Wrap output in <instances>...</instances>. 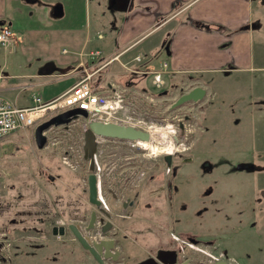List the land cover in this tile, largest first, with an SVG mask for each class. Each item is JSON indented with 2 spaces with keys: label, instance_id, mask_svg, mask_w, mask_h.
I'll return each mask as SVG.
<instances>
[{
  "label": "rangeland",
  "instance_id": "rangeland-1",
  "mask_svg": "<svg viewBox=\"0 0 264 264\" xmlns=\"http://www.w3.org/2000/svg\"><path fill=\"white\" fill-rule=\"evenodd\" d=\"M93 1L92 15H98L104 24L99 26L114 24L113 12L107 7L111 0ZM262 14L263 21L264 11ZM102 30L98 38L105 37L107 30ZM10 47L0 45V73L14 70V48ZM125 59L130 69L141 61L132 54ZM260 59L264 60V55ZM255 70L178 72L177 78L167 77L162 85H155L153 72L147 73V83L135 72L141 69L128 73L133 85H122L131 90L127 97L144 92L134 94L140 96L142 112L153 126L161 127L153 130H173L162 135L171 147L164 154L174 153L168 164L162 153H150L149 147L154 146L150 143L113 149L119 153L126 150L130 160L125 184L110 180L102 185L108 206L103 207L111 214L113 225L116 223L107 233L119 237L116 246L121 252L119 263L108 264L155 260L164 264L158 256L181 248L189 237L201 242L195 249L184 247L193 264H208L214 257L227 259L229 264H264V69L259 66ZM101 72L90 77V82H101L102 90L109 91ZM196 85L206 88L203 98L172 106L178 96ZM85 119L80 116L67 131L64 124H54L46 130L49 141L43 147L36 143L33 126L0 140V241L9 244L12 253L15 247L24 248L22 262L32 258L26 257L31 251L42 264H49L53 250L69 248L49 240H59L62 235L50 236L42 230L50 231L79 213L89 238L90 234L107 238L106 233H100L99 220L94 231L84 227L90 211L96 209L88 198L87 170L84 165L74 168L62 161L65 147L78 144L84 136ZM109 189L115 191L116 198ZM124 200L129 201L128 206L122 205ZM98 214V218L104 217ZM166 236L177 242L171 246L163 243ZM80 252L86 257L80 248L74 255Z\"/></svg>",
  "mask_w": 264,
  "mask_h": 264
},
{
  "label": "crops",
  "instance_id": "crops-1",
  "mask_svg": "<svg viewBox=\"0 0 264 264\" xmlns=\"http://www.w3.org/2000/svg\"><path fill=\"white\" fill-rule=\"evenodd\" d=\"M93 2L0 0V28L9 26L14 35L4 45L14 48V70L0 73L1 94L27 106L33 104L34 95L52 99L88 72L92 79L101 71L109 90L112 84L130 87L133 84L127 77L133 68L141 69L135 72L147 83L150 71L163 68L164 62L163 69L169 72L163 75L165 80L177 78L178 72L264 69V63L259 64L264 62L260 59L264 55V0H111L107 7L114 24L104 26V38L97 37L104 29L99 25L104 24L92 15ZM138 53L142 59L130 69L125 56L132 54L135 59ZM92 84L108 92L102 90L101 82ZM52 228L42 231L51 236ZM166 238L163 243H175ZM59 250L52 251L49 264H80L67 249ZM19 263L42 264L38 257ZM81 264L97 263L88 256Z\"/></svg>",
  "mask_w": 264,
  "mask_h": 264
},
{
  "label": "built area",
  "instance_id": "built-area-1",
  "mask_svg": "<svg viewBox=\"0 0 264 264\" xmlns=\"http://www.w3.org/2000/svg\"><path fill=\"white\" fill-rule=\"evenodd\" d=\"M13 37V32L9 26H3L0 28L1 44L7 45L11 43ZM96 53H100V50H97ZM135 58L140 60L142 59V55L138 53L135 55ZM166 65L167 63L164 62L163 68H165L164 66ZM163 68H157L150 71L153 72V82L155 85H162L166 82L163 75L167 71ZM90 77L91 73L88 72L83 79L52 99L45 100L40 95H34L33 104L27 106L15 104L0 92V140L17 130L29 126L35 127L38 123L49 118L53 114L75 106L85 108L88 111V116L85 117L86 119L83 125V132H85L88 127V122L92 119L133 124L136 127L143 128L150 132L154 123L149 122L146 119L145 114L142 112L140 107L141 104L139 102L140 96L138 94L134 95L135 93L140 92H132V97H127V93L131 91L130 88H127L126 86H116L115 84H112L113 86L108 92H101L90 82ZM140 94H144V92H141ZM80 116L81 115L73 118L67 125H63L64 131H67ZM96 140L97 150L94 153V172L97 177L98 198L103 206L107 208L108 206L106 199L103 196L102 185L110 180L115 182H122V179H124V181L129 180V174L127 172L128 168L126 167L129 166L130 155L126 150L119 153L114 152L113 149H117L120 146L121 149H130L133 145H138L139 140L102 135H97ZM84 142V136L82 135V139L78 144L71 143L66 146L62 155L63 163L74 168L84 165ZM105 144L106 147H104ZM117 170H120L119 174ZM114 172H117L118 175L114 174ZM144 175L145 172H143L142 176L144 177ZM109 192L115 193L113 189H109ZM172 236L176 240H179V237L176 234H173ZM90 238H92L91 240L100 239L97 236H91ZM185 244H188L191 249L197 247L195 246V243H191L190 241H185Z\"/></svg>",
  "mask_w": 264,
  "mask_h": 264
},
{
  "label": "water",
  "instance_id": "water-1",
  "mask_svg": "<svg viewBox=\"0 0 264 264\" xmlns=\"http://www.w3.org/2000/svg\"><path fill=\"white\" fill-rule=\"evenodd\" d=\"M46 69L51 70L53 69V66H46ZM206 92L207 90L204 86L196 85L188 91L183 92L180 96H178V98L172 103V106H177L188 100L197 101L203 98ZM79 115L87 117L88 111L85 108L75 106L73 108H69L64 111L53 114L49 118L38 123L35 127V139L37 145L39 147H43L47 143V136L45 131L52 125H67L73 118L78 117ZM97 135L130 140H149L151 134L148 130L136 127L133 124H124L116 121H102L97 119H92L88 122V127L84 132L85 157L89 159V172L87 176L88 198L89 202L94 205L96 209H93L90 214L86 231L94 230L96 228L97 221L100 219L101 222H104L102 231L106 233L112 228L113 223L110 219L111 214L101 206V201L98 199L97 177L94 172V153L97 149ZM164 158L167 160L168 164H171V153L165 154ZM49 177L51 179L54 178V176L52 175H50ZM98 212L104 214V217L98 218ZM67 228L71 231L73 236L82 245V247L85 250H88L99 264H105V260L107 259L112 260L113 262L119 260L121 252L119 249H117L116 242L114 239L101 238L98 240H90L89 236L84 234L81 231L79 225L75 223H69ZM52 229L55 235H57L58 233L64 235L66 232L65 226L54 225ZM158 259L164 264H172L175 263L177 259V253L176 251L163 252V254L161 253V255L158 256ZM149 264H157V260L150 262ZM181 264H188V261H184ZM214 264L229 263L225 259H220L217 260Z\"/></svg>",
  "mask_w": 264,
  "mask_h": 264
},
{
  "label": "flooded vegetation",
  "instance_id": "flooded-vegetation-1",
  "mask_svg": "<svg viewBox=\"0 0 264 264\" xmlns=\"http://www.w3.org/2000/svg\"><path fill=\"white\" fill-rule=\"evenodd\" d=\"M186 118H188L189 116L188 115H186L185 116ZM167 142V141H166ZM122 182L125 184L126 183V181H124V179H122ZM118 189V188H117ZM119 190V189H118ZM115 198L117 197V194L116 193H114V194H112ZM119 195H120V197H123V193L121 192V193H119ZM122 205L123 206H128L129 205V201L128 200H124L123 202H122ZM111 210H112V208H110ZM115 209V208H114ZM91 212H92V210L90 211V213H89V217H90V214H91ZM79 216H81V213H79L76 217H74L73 219H69V221H67V222H63V221H61L60 222V225H57V226H65L66 227V232H65V234L64 235H62L63 237H61L60 238V241L58 240V241H56L55 239H49L50 241L52 240V241H56V242H62L63 244H67V245H69L70 247L69 248H67V250L69 251L68 253L69 254H72L74 257H76L75 255H74V251L75 250H77L78 251V248H80V250L81 251H83V252H85V255H86V257H83L82 256V254H81V252H80V255L78 254V256L76 257V259H78V263H80L81 264V260H82V258H87L88 256L89 257H91L92 259H93V261H95V263H97V264H99L95 259H94V257L90 254V252L88 251V250H85L83 247H82V245L77 241V239L73 236V234L71 233V231L67 228V226L69 225V223H75V224H78L79 225V227H80V229H81V231L84 233V230H83V227H82V225H81V222L83 221L82 219H81V217H79ZM88 222H89V220L86 222V224L84 225V227H87V225H88ZM113 223V222H112ZM113 228H116V223L112 226V228L111 229H113ZM110 229V230H111ZM95 230V229H94ZM94 230H92V231H94ZM85 234V233H84ZM104 234V232L102 231V235ZM110 233H107L106 232V234H104V236L105 237H107V238H112V239H114L115 240V242H117V243H119V237L117 238V239H115V237L114 236H110L109 235ZM87 235V234H86ZM92 236V234H90V237ZM62 239V240H61ZM49 240H47V241H49ZM174 241L175 242H177L175 239H174ZM188 241H190L191 243H195L196 245H198V244H201V242H200V240H198V239H196V238H193V237H189V240ZM188 241H186V242H188ZM7 245H9V244H7V243H4L3 241H0V264H20L19 262H21L20 261V259H21V255L24 253V248H18V247H15V250L13 251L14 253H12V249H11V246L9 247V246H7ZM117 245V244H116ZM43 246H40V248H42ZM187 249V247L189 248V249H191L189 246H188V244H184V245H181V248H180V246H179V248H177V249H175L174 251H176V253H177V259H176V261H175V263H172V264H181L182 262H184V261H188V264H193V259H192V257L191 256H189V255H185L186 254V252H187V250L185 249V248ZM17 248V249H16ZM64 248V247H63ZM9 252V253H8ZM57 253V252H56ZM79 253V252H78ZM188 253V252H187ZM58 255H59V253H57ZM28 256H30V257H38L37 256V254H36V252H28L27 253V255H26V257H28ZM29 257V258H30ZM180 257H182V260H180ZM120 258L121 257H119V260L118 261H116V263H119L120 262ZM123 258V257H122ZM220 259H223V258H214V260H211V262H208V264H214L217 260H220ZM225 260H227V259H225ZM228 261V260H227ZM110 262H113L112 260H109V259H107V260H105V264H108V263H110ZM115 262V261H114ZM228 263H229V261H228ZM202 264H204V263H202Z\"/></svg>",
  "mask_w": 264,
  "mask_h": 264
},
{
  "label": "bare ground",
  "instance_id": "bare-ground-1",
  "mask_svg": "<svg viewBox=\"0 0 264 264\" xmlns=\"http://www.w3.org/2000/svg\"><path fill=\"white\" fill-rule=\"evenodd\" d=\"M155 128H161V127L153 126L150 129V134H151L150 139L149 140H139L138 143L141 144V145H145V144L154 145L153 147L152 146L149 147V150H150L151 154L156 152V151L160 152L162 154H164L166 152H170V150H171L170 143L167 144L166 142H164L165 141L164 138H166V140H167V137L163 136L162 134H165V133L168 134V132L173 131V130H171L169 128L153 130ZM148 143H150V144H148Z\"/></svg>",
  "mask_w": 264,
  "mask_h": 264
},
{
  "label": "trees",
  "instance_id": "trees-1",
  "mask_svg": "<svg viewBox=\"0 0 264 264\" xmlns=\"http://www.w3.org/2000/svg\"><path fill=\"white\" fill-rule=\"evenodd\" d=\"M87 162H88V160L85 158V162H84V168L87 170ZM86 175H87V172H86Z\"/></svg>",
  "mask_w": 264,
  "mask_h": 264
}]
</instances>
